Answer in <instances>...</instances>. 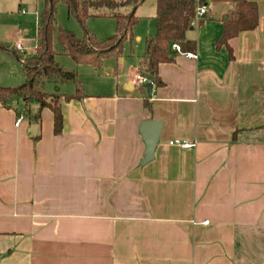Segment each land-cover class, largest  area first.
<instances>
[{"label": "crops", "instance_id": "obj_1", "mask_svg": "<svg viewBox=\"0 0 264 264\" xmlns=\"http://www.w3.org/2000/svg\"><path fill=\"white\" fill-rule=\"evenodd\" d=\"M253 1L258 27L220 48L233 8L212 3L150 95L143 54L123 84L62 99L60 135L50 109L36 122V104L0 107V264H264V0ZM4 54L17 63L0 86L16 87L21 64ZM145 121L162 128L141 165Z\"/></svg>", "mask_w": 264, "mask_h": 264}, {"label": "trees", "instance_id": "obj_2", "mask_svg": "<svg viewBox=\"0 0 264 264\" xmlns=\"http://www.w3.org/2000/svg\"><path fill=\"white\" fill-rule=\"evenodd\" d=\"M45 2L41 22L38 25V43L34 53L20 55L10 46L0 43L1 52H12L20 62L25 77L23 84L16 87L0 86V107L11 108L15 101L22 100L25 110L30 113L33 104L38 105L35 121L40 122L41 112L50 109L54 115V133L60 135L63 131L64 119L61 100H81L85 97L81 82L77 75L65 71L57 62L60 52H68L78 64L89 63L103 65L109 58H122L124 44L133 41V28L139 20L135 16L136 9L144 0H63L75 13L79 22L85 27L90 17H111L116 19L117 34L102 42L87 34L84 39L62 28L54 26L55 4L60 0H38ZM201 3H226L233 10L223 21V35L216 42L217 48L229 46L230 40L242 32L255 30L259 25L257 2L253 0H200ZM197 0H157L156 32L147 37L145 53L140 64V73L144 77H154V82L160 84L159 66L174 60L172 45L182 43L187 32L193 27L196 16ZM130 8V12L125 10ZM208 16L200 21L207 20ZM56 45L64 47L56 49ZM75 82L77 91L72 94H61L59 89L48 90L47 85L58 82Z\"/></svg>", "mask_w": 264, "mask_h": 264}, {"label": "rangeland", "instance_id": "obj_3", "mask_svg": "<svg viewBox=\"0 0 264 264\" xmlns=\"http://www.w3.org/2000/svg\"><path fill=\"white\" fill-rule=\"evenodd\" d=\"M213 5L215 11H217L221 4L213 3ZM8 9L12 11H8ZM44 9V1L0 0V26L2 28L1 31H5V35L1 37L3 40L0 42L3 45L11 46L18 40V43L24 44V49H28L27 53H33L38 43L37 27L42 21L41 14ZM130 10L128 8L125 11L130 12ZM135 16L139 22L133 28L134 40L132 42L128 40L124 44L123 62L118 61L117 58H109L103 62V65L95 67L89 63H76L68 52L58 53L56 56L57 62L65 71L77 75L78 81L81 82L82 90L95 92L107 89L110 85H116L118 82L123 84V77L130 72L131 64L141 58L140 56L145 52L146 37L155 33L156 0H144L136 9ZM54 26L55 28L60 27L73 32L79 39H84L87 34H90L100 42L117 34L116 19L111 17H90L86 20L84 27L63 0L55 4ZM138 36L141 37V41L137 40ZM4 53H0V71L5 70L12 61L17 63L13 56ZM19 54L23 55L22 53ZM109 70L110 72H108ZM22 72V66L18 64V81H14L11 86H18L24 83ZM47 89H59L61 94H72L77 91V84L75 82L62 81L55 85L51 82L47 85ZM33 109L34 105L31 106V111Z\"/></svg>", "mask_w": 264, "mask_h": 264}, {"label": "water", "instance_id": "obj_4", "mask_svg": "<svg viewBox=\"0 0 264 264\" xmlns=\"http://www.w3.org/2000/svg\"><path fill=\"white\" fill-rule=\"evenodd\" d=\"M227 19V16L224 17ZM56 49L63 50L64 47L56 46ZM154 84V77L148 78V83L146 85L148 94L152 93V87ZM162 128V122L159 121H145L141 125V133L143 136V140L146 144V153L145 157L141 162V165H146L151 162L155 157V150L160 138V132ZM37 125H33L30 132L32 135H36Z\"/></svg>", "mask_w": 264, "mask_h": 264}, {"label": "built area", "instance_id": "obj_5", "mask_svg": "<svg viewBox=\"0 0 264 264\" xmlns=\"http://www.w3.org/2000/svg\"><path fill=\"white\" fill-rule=\"evenodd\" d=\"M197 2H198V5H197V9H196V16H195V19L191 23L192 26L198 25L202 19H204L206 16L210 15L212 12V3H210V2L201 3L200 0H197ZM172 48L174 50L180 51V47L177 43H174L172 45ZM15 49L18 51H21V52H24V50H25L21 43H17L15 45ZM187 56L189 58H196V56H194L193 54H188ZM137 79L139 81H143L144 83H148L147 77H143L141 75H138ZM24 119H25V111H23L18 116L15 125L18 127ZM170 144L174 145V146H180L182 148L191 147V145L189 143L181 142V141H172V142H170Z\"/></svg>", "mask_w": 264, "mask_h": 264}]
</instances>
